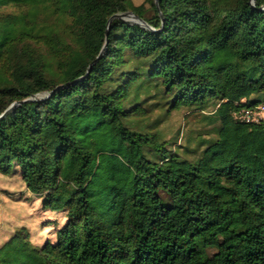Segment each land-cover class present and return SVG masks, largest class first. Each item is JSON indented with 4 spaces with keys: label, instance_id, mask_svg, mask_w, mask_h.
Here are the masks:
<instances>
[{
    "label": "trees",
    "instance_id": "16d2710c",
    "mask_svg": "<svg viewBox=\"0 0 264 264\" xmlns=\"http://www.w3.org/2000/svg\"><path fill=\"white\" fill-rule=\"evenodd\" d=\"M259 103L264 0H0V176L54 234L0 264H264V123L232 116ZM181 108L210 109L192 148Z\"/></svg>",
    "mask_w": 264,
    "mask_h": 264
},
{
    "label": "rangeland",
    "instance_id": "374dc122",
    "mask_svg": "<svg viewBox=\"0 0 264 264\" xmlns=\"http://www.w3.org/2000/svg\"><path fill=\"white\" fill-rule=\"evenodd\" d=\"M132 2L139 4L142 0H132ZM209 111L210 109L200 113L181 108L172 112L160 127L163 138L170 142L175 140L180 146L194 147L199 139L210 137L208 132L212 124L204 119ZM189 158L194 159V156L191 155ZM16 194H21L25 198L24 204L8 202L9 198ZM26 196V190L18 177L0 176V244L6 240L14 228L21 225L28 227L35 242L41 243L53 237V230L50 227L41 231V226L46 224L50 215L40 211L37 200ZM57 218L61 219L62 215Z\"/></svg>",
    "mask_w": 264,
    "mask_h": 264
},
{
    "label": "built area",
    "instance_id": "2783aa9c",
    "mask_svg": "<svg viewBox=\"0 0 264 264\" xmlns=\"http://www.w3.org/2000/svg\"><path fill=\"white\" fill-rule=\"evenodd\" d=\"M232 116L239 122L264 123V103H259L253 107L240 108L234 111Z\"/></svg>",
    "mask_w": 264,
    "mask_h": 264
},
{
    "label": "water",
    "instance_id": "95a60500",
    "mask_svg": "<svg viewBox=\"0 0 264 264\" xmlns=\"http://www.w3.org/2000/svg\"><path fill=\"white\" fill-rule=\"evenodd\" d=\"M112 17H115V18H119V19H122L124 21H129V22H140L141 24L145 25V23L139 19L137 16H135L132 12H123V13H120V14H116V15H113ZM111 17V18H112ZM109 18V20L111 19ZM129 18V19H127ZM132 19V20H130Z\"/></svg>",
    "mask_w": 264,
    "mask_h": 264
}]
</instances>
